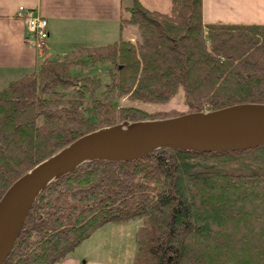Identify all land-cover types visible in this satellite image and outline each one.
Masks as SVG:
<instances>
[{"label":"trees","instance_id":"trees-1","mask_svg":"<svg viewBox=\"0 0 264 264\" xmlns=\"http://www.w3.org/2000/svg\"><path fill=\"white\" fill-rule=\"evenodd\" d=\"M120 21L134 43L121 28L115 42L45 59L0 89V198L98 128L264 104V24H204L202 0H170L166 13L135 0ZM105 63L107 82L85 73ZM180 91L182 111L132 105ZM134 219L130 264H264V147L87 161L38 195L3 264H55L105 224Z\"/></svg>","mask_w":264,"mask_h":264},{"label":"water","instance_id":"water-1","mask_svg":"<svg viewBox=\"0 0 264 264\" xmlns=\"http://www.w3.org/2000/svg\"><path fill=\"white\" fill-rule=\"evenodd\" d=\"M255 147H264V104L259 103L123 121L86 133L25 172L0 198V264L43 189L87 161H132L165 148L232 152Z\"/></svg>","mask_w":264,"mask_h":264},{"label":"crops","instance_id":"crops-1","mask_svg":"<svg viewBox=\"0 0 264 264\" xmlns=\"http://www.w3.org/2000/svg\"><path fill=\"white\" fill-rule=\"evenodd\" d=\"M135 0H0V86L37 68L45 59L61 58L77 46H101L115 42L122 28V9ZM146 9L166 13L170 0H137ZM35 10L46 18L48 37L43 49L18 16V7ZM202 21L226 24H264V0H202ZM0 88V89H1ZM127 223V222H126ZM126 223H108L55 264L124 263ZM118 240V242L116 241ZM117 242V243H116Z\"/></svg>","mask_w":264,"mask_h":264},{"label":"rangeland","instance_id":"rangeland-1","mask_svg":"<svg viewBox=\"0 0 264 264\" xmlns=\"http://www.w3.org/2000/svg\"><path fill=\"white\" fill-rule=\"evenodd\" d=\"M126 28V27H125ZM126 36L131 40L132 43H134V40L130 37L129 32L127 31L126 28ZM108 64H95L93 66H91L85 73L88 74H98L103 82H107L108 81V76L106 72V68H107ZM2 86H0L1 88ZM183 95H182V91H180L178 94H176L169 102L165 103V104H141V103H132V105H137L141 108H144L148 111H154V110H168L171 108H178L181 111L183 110ZM119 104L122 105H128L129 102L126 101L125 99H121L119 100ZM89 116L91 118H94V116L89 113ZM169 118V117H168ZM142 221L140 219H134V220H130L128 221L125 225H123L124 228V233H123V237H117V239H119L120 245H118V240H116L117 244L115 245L116 247L120 246L119 248H124L125 250V256H122L121 259H123V261H125V264H130L133 261V257H134V253H135V232L136 229L141 225ZM122 251V249H121Z\"/></svg>","mask_w":264,"mask_h":264},{"label":"built area","instance_id":"built-area-1","mask_svg":"<svg viewBox=\"0 0 264 264\" xmlns=\"http://www.w3.org/2000/svg\"><path fill=\"white\" fill-rule=\"evenodd\" d=\"M18 16L23 20L27 31L33 36L34 45L43 49L48 37L47 20L35 10L18 7Z\"/></svg>","mask_w":264,"mask_h":264}]
</instances>
